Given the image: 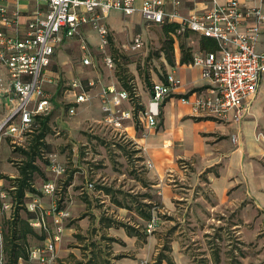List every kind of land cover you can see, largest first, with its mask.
Wrapping results in <instances>:
<instances>
[{
	"label": "rangeland",
	"instance_id": "1",
	"mask_svg": "<svg viewBox=\"0 0 264 264\" xmlns=\"http://www.w3.org/2000/svg\"><path fill=\"white\" fill-rule=\"evenodd\" d=\"M117 17L109 18L113 26L108 27L107 47L98 48L96 35L90 36L92 66L82 65V52L72 39L62 44L47 70L56 83L46 86L53 109L45 136L48 148L41 147L40 154L56 153L64 166L55 201L58 208H67L70 214L63 221V237L56 244L55 264H167L165 260L158 263L161 257L170 259L173 264H264V224L261 212L254 205L243 210H211L207 204L201 205L195 200V188L188 201L179 202L182 206L175 205L174 211L166 210L156 191L144 189L143 181H138L143 169L129 137L114 139L99 123L96 101L82 103L73 116L67 115L68 102L72 100L69 91L72 78L84 85L89 81L119 85L118 76L124 77L135 87L137 102L142 104L149 98V84L165 76L168 68L163 62L162 47L166 37L161 26L147 27L143 22L135 23L126 17H120L121 24L116 26L120 23ZM136 34L141 35L143 45L132 49L131 39ZM192 39L197 40V37ZM179 42V39L174 41L173 55ZM187 42L195 45L191 40ZM105 56L113 61L111 69L103 63ZM93 90L96 88L90 92L92 97ZM262 131L264 134V126ZM29 138L23 136L18 144L11 143L9 138L3 139L0 165L16 170L21 163L18 147L27 146ZM43 158L38 160L42 174L33 178L37 187L51 177L44 170ZM73 174L78 179V187L76 193L70 194L66 184ZM0 176L3 184L8 185L4 179L7 175L0 173ZM84 181L92 183L94 189L80 192L79 186ZM100 188L108 189L109 194ZM39 198L49 203L47 197L39 194ZM113 201L120 202L122 207ZM149 204L158 224L147 233L145 221L136 211ZM19 214L25 216L22 210ZM10 216L7 211L0 216L2 227ZM241 222L244 224L238 226ZM138 223L141 224L140 235L135 241L123 242L121 236L125 230L118 224L134 226ZM28 242L33 247L40 240L32 237Z\"/></svg>",
	"mask_w": 264,
	"mask_h": 264
},
{
	"label": "built area",
	"instance_id": "2",
	"mask_svg": "<svg viewBox=\"0 0 264 264\" xmlns=\"http://www.w3.org/2000/svg\"><path fill=\"white\" fill-rule=\"evenodd\" d=\"M15 4L33 5L23 27L18 23L19 11H8L0 0V100L4 116L0 119V142L9 138L18 144L23 136L34 127L35 116H47L53 109L47 85L56 83L48 75V67L53 62L58 49L68 40L75 39L82 52V65L92 66L93 60L84 28L91 30L97 37V46H108L109 32L106 20L112 11L124 16L131 15L136 8L135 0H9ZM164 0H145L139 11L147 24L161 25L177 23L178 33L189 31L199 36L214 39L218 51H198L189 63L201 69V76L209 80L211 88L190 100L182 97L180 101L189 104L196 114L211 116L223 121L240 122L248 112L247 104L256 93L258 84L264 78V52H257L255 44L264 14L257 8H246L237 0H226L218 4L211 0L212 6L201 14L181 16L178 12H166ZM178 4V0H173ZM253 16L255 23L242 30L244 19ZM143 45L140 34L131 39L132 49ZM104 65L111 69L113 61L109 56L103 58ZM97 82L89 81L84 85L72 78L69 91L72 100L68 102L67 115L73 116L75 109L91 100L90 88ZM180 80L173 70L165 73L163 81H153L146 103L137 102L134 86L125 90L114 83L101 85L93 95L97 99L101 117L99 123L107 129L114 139L128 137V128L146 130L155 128L160 116L163 100L180 86ZM142 108L137 110L136 105ZM136 116V119H135ZM47 161L45 172L50 178L44 181L37 191L49 199L47 206L39 195L27 193L26 207L35 213L29 224L42 232L45 237L37 245L30 247V264H55L56 244L64 233L63 221L70 214L67 208L56 205L59 194V178L65 172L56 153L43 155ZM152 168L150 162H145ZM86 190H93L92 183L86 182ZM11 209L4 185H0V216ZM51 219V220H48ZM158 224L152 214L145 222V231L150 233ZM0 264L3 262V228L0 222Z\"/></svg>",
	"mask_w": 264,
	"mask_h": 264
},
{
	"label": "crops",
	"instance_id": "3",
	"mask_svg": "<svg viewBox=\"0 0 264 264\" xmlns=\"http://www.w3.org/2000/svg\"><path fill=\"white\" fill-rule=\"evenodd\" d=\"M144 1L135 0L136 10L128 16H124L119 11H112L106 20L107 27L112 25L109 23L112 15L118 16L120 20L116 26L121 24L120 17L131 18L135 23L143 22L147 27L151 26L143 20L139 11ZM237 1L246 8L260 9L264 14V0ZM225 2L226 0H217L218 4ZM1 3L10 13L19 11L18 23L22 28L33 5L15 4L9 0H1ZM211 6V0H178L177 5L173 0L163 1V9L166 12L176 11L181 16L201 14ZM254 23L255 18L250 16L244 19L241 29H247ZM83 33L87 41H90L93 32L84 28ZM195 37L197 40L192 39ZM187 40H191V44L195 43V45H189ZM198 40V34L190 33V36L183 42L191 47L195 54L200 51ZM255 50L260 53L264 52V22L260 25ZM180 57L178 45L173 55L174 65L170 66L165 59L163 60L168 68L166 72L173 70L181 83L163 100L157 126L146 130L145 137L141 136L140 129L128 128V137L139 154L138 159L143 169V175L138 181H143L144 189L148 187L156 191L166 210L174 211L175 205H181L179 202L188 201L192 191L196 188L195 200L201 205L205 203L211 210L232 208L243 210L254 205V208L261 212V220L264 224V134L262 131L264 126V78L260 80L256 93L250 98L247 104L248 112L243 119L240 122H234L231 119L223 121L211 116L196 114L189 104L180 101L182 97L192 100L211 88L209 80L202 78L201 69L189 63H180ZM2 73L3 70L0 69V75ZM101 85L105 84L99 81L95 86L89 87L90 92L95 87L93 94L97 93ZM91 100L97 102L94 97ZM5 113L0 100V119ZM100 117L99 110V119ZM145 162H150L152 168H147ZM0 173L10 178L18 175L17 169L12 171L7 166L1 165ZM77 180L76 175L73 174L67 182L66 188L70 194L76 193ZM86 182L84 181L79 186L80 192L90 191L85 189ZM2 184L3 179H0V185ZM43 205L48 204L43 202ZM238 219L242 218L238 217ZM238 224L241 226L244 223ZM108 225V229L112 228L110 224ZM140 225V223L134 224V227L137 228ZM140 231H142L141 228H139ZM125 233L121 236L123 242L136 240L137 236H129Z\"/></svg>",
	"mask_w": 264,
	"mask_h": 264
},
{
	"label": "trees",
	"instance_id": "4",
	"mask_svg": "<svg viewBox=\"0 0 264 264\" xmlns=\"http://www.w3.org/2000/svg\"><path fill=\"white\" fill-rule=\"evenodd\" d=\"M161 31L166 37L162 50L166 62L170 65H174L173 51H174V41L179 39V49H180V63L188 64L192 61L193 52L191 47L186 46L183 40L187 39L190 36L189 31H184L178 33L179 25L177 23H164L161 24ZM198 46L200 51L205 52H216L218 51L217 42L209 37L199 36ZM165 78H159L163 81ZM119 87L125 90H131L132 84H130L124 77L118 76ZM150 85V91L152 83ZM142 106L137 107L135 114L138 109H141ZM49 114L47 116H35L34 127L26 135L30 136L28 139L27 146L18 147V151L21 157V163L17 165L18 175L14 178L8 176L4 177L8 181V185H4V189L8 194V201L11 202V209L8 211L11 215L10 218L6 221L3 228V262L4 264H19L22 262L28 261V251H29V238L35 237L38 240L42 241L45 235L33 229L29 222L35 218V213L29 211L26 207V203L29 198L25 194H37V186L33 181V178L36 174H42V170L39 166L38 160L43 158V154H40V148H48V145L45 142V136L49 130ZM136 119V116H135ZM137 120V119H136ZM45 159V158H43ZM47 165V161H44ZM45 170V168H44ZM1 177V176H0ZM1 177L0 179H2ZM48 180V179H47ZM105 193L109 194V190L106 188ZM117 206L122 207L120 202L113 201ZM22 210L25 213V216L22 217L19 214V211ZM137 215L143 220L148 221L151 216V206L145 205L139 210L136 211ZM4 214V213H3ZM2 214V215H3ZM123 227L127 235L129 236H139V228L134 226L118 224ZM109 226V225H108ZM144 230V229H143ZM162 260H165L167 264H173L170 259L161 257L158 259V263H161Z\"/></svg>",
	"mask_w": 264,
	"mask_h": 264
}]
</instances>
